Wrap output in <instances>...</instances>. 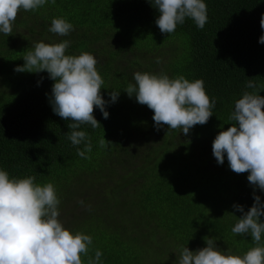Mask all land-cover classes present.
I'll return each instance as SVG.
<instances>
[{
  "label": "trees",
  "instance_id": "1",
  "mask_svg": "<svg viewBox=\"0 0 264 264\" xmlns=\"http://www.w3.org/2000/svg\"><path fill=\"white\" fill-rule=\"evenodd\" d=\"M205 3L202 30L186 18L168 36L156 26L159 12L151 0H48L36 11L21 10L11 36L0 34V169L10 178L52 183L61 201L59 220L73 233L92 236L90 255L99 249L101 264H175L182 247H206L205 237H216L226 254L242 256L255 246L250 236L231 232L243 215L233 205L247 212L254 203L248 173L232 172L226 156L219 165L212 142L235 123L229 116L245 91L264 97V0ZM54 18L74 30L65 37L50 33ZM63 40L71 42L66 55L88 52L97 59L105 101L111 91L120 92L106 106L108 119L94 109L101 127L77 129L91 139L88 159L77 155L84 144L73 146L67 138L71 121L52 110L48 73L14 71L35 42ZM135 72L203 80L216 100L213 116L188 135L167 126L157 130L153 111L124 91L135 83ZM248 79L256 89L246 88ZM103 137L110 143L101 148ZM255 195L264 203V192L255 189Z\"/></svg>",
  "mask_w": 264,
  "mask_h": 264
},
{
  "label": "clouds",
  "instance_id": "2",
  "mask_svg": "<svg viewBox=\"0 0 264 264\" xmlns=\"http://www.w3.org/2000/svg\"><path fill=\"white\" fill-rule=\"evenodd\" d=\"M47 2L0 0V34L11 36L21 10L36 11ZM51 2L55 4V0ZM151 2L159 12L156 26L167 36L186 18L200 30L207 23L205 0ZM260 27L264 29V14ZM73 30L74 26L63 18H54L48 28L50 33L60 37L68 36ZM70 43L69 40L54 44L35 42L32 50L24 55L23 66H17L14 71L48 73V78L54 81L49 97L52 110L60 118L71 121L68 128L72 131L66 134L67 138L73 146L83 143V150L77 147V155L88 159L86 153L92 151L91 139L87 132L77 129L82 125L93 129L101 127L93 115L94 109L98 108L103 118L108 119L106 106L116 102L120 92L111 91L110 101H105L101 95L104 80L97 71V59L88 52L66 55ZM259 43L264 44V35ZM133 79L135 83H129L124 91L153 111L157 130L167 126L169 131L180 130L188 135L190 129L207 124L213 116L216 100L208 96L201 79L189 81L183 75L170 79L162 72H135ZM246 88L256 89L257 85L253 79H248ZM229 120L235 123L216 135L212 154L219 165L224 164L226 156L232 172L248 173L247 180L254 189L252 207L245 212L243 206L234 204L235 211L243 215L237 218L226 214L237 218L232 234L250 236L255 246L242 256L226 254L217 247L216 237H205L206 247L195 252L182 247L175 264H264V222L260 219L264 216V203L255 195V189L264 192V97L255 91H245L235 101ZM109 143L104 137L99 140L101 148ZM60 203L52 183L37 184L34 176L10 178L7 171L0 169V264H85L82 257L87 258L86 264H101L103 253L99 249L90 255L92 236L73 233L63 226L59 220Z\"/></svg>",
  "mask_w": 264,
  "mask_h": 264
},
{
  "label": "rangeland",
  "instance_id": "3",
  "mask_svg": "<svg viewBox=\"0 0 264 264\" xmlns=\"http://www.w3.org/2000/svg\"><path fill=\"white\" fill-rule=\"evenodd\" d=\"M48 183V182H47ZM46 184V183H45ZM44 185V184H43Z\"/></svg>",
  "mask_w": 264,
  "mask_h": 264
}]
</instances>
